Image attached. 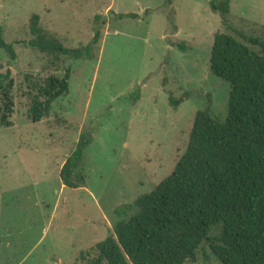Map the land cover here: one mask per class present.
I'll return each mask as SVG.
<instances>
[{
  "label": "rangeland",
  "instance_id": "374dc122",
  "mask_svg": "<svg viewBox=\"0 0 264 264\" xmlns=\"http://www.w3.org/2000/svg\"><path fill=\"white\" fill-rule=\"evenodd\" d=\"M164 1L0 0V37L17 56L10 63L0 50V73L9 69L13 80L11 125H0V264L80 262V253L113 233L115 208L151 192L173 171L197 111L209 101L213 118L226 117L230 87L210 73V50L216 33L242 40L221 25L208 0H172L170 7ZM110 10L139 19L104 24L93 59L69 63L68 94L47 117L31 121L29 86L62 70L21 44L31 38L30 17L38 15L41 28L74 48L90 41L94 17ZM229 22L264 43V0H230ZM168 93L188 99L173 110ZM87 129L85 182L70 190L59 172ZM197 260L219 264L207 243Z\"/></svg>",
  "mask_w": 264,
  "mask_h": 264
},
{
  "label": "trees",
  "instance_id": "16d2710c",
  "mask_svg": "<svg viewBox=\"0 0 264 264\" xmlns=\"http://www.w3.org/2000/svg\"><path fill=\"white\" fill-rule=\"evenodd\" d=\"M171 3L164 1L169 7ZM208 6L221 25L242 40L216 33L210 50V73L230 87L226 117L213 118L209 101L197 111L187 146L173 171L151 192L115 208L113 233L80 253V262L74 264H196L203 243L219 264H264V43L231 26L230 0H208ZM149 14L145 10L144 16ZM123 19L139 16L112 10L106 16L96 15L90 41L67 48L41 28L38 15L30 17L31 38L21 44L62 70L61 77L51 75L29 86L34 91L27 112L31 121L47 117L52 104L68 94L69 63L93 59L102 26ZM182 45L176 47L185 52ZM0 50L10 63L16 62L14 45L1 37ZM12 88L11 73L6 69L0 73V125L4 128L11 125ZM129 97L137 101L139 87ZM187 99V94L175 98L168 93L173 110ZM91 143L87 129L61 167L59 178L67 189L84 185V154ZM132 209L135 213L127 219Z\"/></svg>",
  "mask_w": 264,
  "mask_h": 264
}]
</instances>
